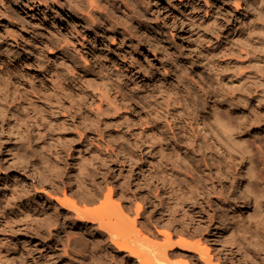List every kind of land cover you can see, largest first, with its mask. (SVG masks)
I'll use <instances>...</instances> for the list:
<instances>
[{"label": "rangeland", "instance_id": "rangeland-1", "mask_svg": "<svg viewBox=\"0 0 264 264\" xmlns=\"http://www.w3.org/2000/svg\"><path fill=\"white\" fill-rule=\"evenodd\" d=\"M45 1L0 0V42L9 41V44L17 45L11 39L10 30H7L10 24L4 22L8 12L15 16L19 23L17 29L26 38L24 41L20 39L19 49L25 50L20 59L5 61L3 67L23 77L22 80H32L36 86H25L29 96L21 97L22 103L13 110L15 118L25 124L22 127L24 136L18 139L5 136V143L10 145L12 152L5 147V153L0 155V250L4 257L0 264H93L95 258L103 259L104 263L116 261L134 264V259L126 251L116 249L110 239L111 234L101 230L103 222H80L75 220L74 214L66 217V210L64 212L56 200L43 192L44 189L59 197H63L66 191L80 206L88 203L90 213L108 201L107 207L111 206L114 212L109 213L110 219L106 217L103 221L112 225V229L118 224L120 233H124L126 238L133 229L130 226L133 219L130 221V217H136V207L138 203L142 204L137 226L158 242L152 249H147L157 259L165 243L159 230H171L174 233L173 242L192 244L200 238L196 230L199 217L206 223L218 210L231 212L234 222L247 227V234L241 227L236 231L235 238L252 241L254 251H257V242L264 246V60H246L240 66L232 55L226 54L225 47L238 46L241 35L239 27L242 25L238 23L241 19L237 21L236 17L245 14L246 3L251 0H239L242 3L241 11L236 9L235 0H136L137 10L143 11L138 12L143 16L144 23H139L132 14L127 23L130 29L122 34L115 31L118 25L115 28L108 24V28L113 27V30L109 29L112 34L108 38L112 40L101 44L98 42L97 58L88 53V48H83V23L69 13L66 6L68 0H58L62 1L59 4L52 3V0ZM207 9L209 14H206ZM116 11L119 12L118 9ZM180 11L184 15L180 17L187 18L185 25L179 17H175ZM191 16L194 18L191 19ZM214 25L216 31L212 32ZM249 33V29L243 30L246 37ZM90 35L94 42L95 35ZM253 36L257 39L256 33ZM209 38L214 39L211 44ZM43 39L50 42L39 56L36 47L41 46ZM219 42L222 47L212 54L206 52L207 45L215 43L213 46L216 47ZM50 43L58 48L50 47ZM60 48L65 50L60 51ZM258 54L264 55V51ZM68 57L75 68L72 67L73 73L66 77L63 68L67 65L63 63ZM230 59L232 62L228 63ZM85 66L88 69L83 74ZM118 69H121V78H117L118 73L114 71ZM241 71L248 74L242 77ZM94 84L101 85L111 96L118 92L113 97L116 95L121 102L120 111L105 103L102 104L103 112L98 114L94 111L99 103L97 97L92 95ZM62 85L65 89H62ZM32 88L36 90L35 96L42 98L38 103L44 108L39 113L42 140L45 141L43 152L50 158L48 168L58 183L42 176L40 163L29 162L26 166L14 158L25 154L34 161L39 157L34 143H29L32 140L30 136L35 133L30 126L32 107L29 98L34 95ZM233 89L250 91L252 95L257 91L261 98L250 100L245 112L232 113L227 111L226 106L215 108L214 97L205 99L207 94L212 96L219 90L229 92ZM70 103L75 109L83 106V116L87 119H83V129L57 128V124H52V105L63 107ZM215 113L229 115L234 125L232 133L238 143L227 138L224 139L228 145L220 142L210 131V124H206L203 130L204 124L199 127L201 121L209 123L213 120ZM78 129L83 132V144L78 137ZM28 144L33 147L32 152L27 148ZM59 150L62 151L61 166L57 164L56 152ZM82 159L83 171L93 183V191L87 198L76 195V187L72 188L68 183L69 177L79 172L78 163ZM12 161L19 163L15 165ZM249 165L254 173L250 182L252 192L246 188L250 178L247 174ZM20 179L25 181L22 185ZM15 181L19 182L17 186ZM111 187L113 193L110 197L108 193ZM105 193L110 200L106 199ZM103 197L106 202H103ZM255 198L259 206L256 210L253 206ZM101 199L102 202L99 201ZM118 203L131 212L129 218L121 219L119 223L115 222L117 217L115 219L110 215H116ZM29 204L39 208L56 205L55 208L60 211L58 220L50 227L44 225V229L32 228L27 216ZM230 204L232 207L228 208ZM253 213L255 215L250 218ZM259 216L263 220L260 228L255 224ZM73 220L78 224L71 227ZM152 233L157 234L158 238ZM69 234L81 237L78 249L68 244ZM203 234L204 241L210 238L206 244L214 249L228 245L212 240L215 236H209L208 229H204ZM218 236L215 239L222 238ZM182 238L186 241H182ZM25 239H28L27 248L23 242ZM142 245L138 244V248H142ZM228 246L235 249L237 260L241 255L237 245L229 243ZM12 247L21 254L14 263ZM29 248L37 249L28 254ZM183 248V245H178L170 250L173 263L185 258L184 255L194 254Z\"/></svg>", "mask_w": 264, "mask_h": 264}, {"label": "bare ground", "instance_id": "bare-ground-1", "mask_svg": "<svg viewBox=\"0 0 264 264\" xmlns=\"http://www.w3.org/2000/svg\"><path fill=\"white\" fill-rule=\"evenodd\" d=\"M137 1L136 0H70V1L68 0V1H66V6L69 8V13H72L76 18H79L80 21L83 23V48H88L90 50L88 53L91 56H93L94 58L98 57V53H97L98 52L97 47L99 46L98 42H100V44H101V43H105V42H107V40H109L108 38L112 34V33H110V30L113 27H111V29H110V27L108 28L107 27L108 24H110L111 26H114L115 28H116V25H118V27L115 31L122 34L129 28V27L127 28V23L129 24L130 15L133 14L138 19L139 23H144V18L140 14L142 9H139L140 12H138L139 10H137V5H136L138 3ZM51 2L59 4L62 1L52 0ZM206 2L207 1H205V3ZM244 2H246V1H244ZM206 4L208 5V2ZM235 4H236V9H238V11H241L242 10L241 1L235 0ZM116 9H118L119 12H117ZM207 10L208 11H206V14L207 13L209 14V9H207ZM245 10H247L245 12V14H241L240 17H236L237 21H238V18L241 19V21L240 22L238 21V23L240 24V26L242 25V27H239V31L241 32V35L239 38L238 46L232 47V46L225 45L226 54L232 55L236 59V61L240 64V66L245 64L247 62L246 60H249L250 62H253V61L261 62L264 60V55L258 54V52L264 51V0H251L250 2L247 1ZM5 12L7 13V11H5ZM10 14L11 13L8 12V14L5 15L4 22L7 21L10 24V26L7 27V30H10L9 33L12 35L11 39L17 45L15 46L13 43L9 44V41L0 42V62H1L0 65L2 66V67L0 66V155L3 154L5 147L9 148V146H10L9 144L5 143V139H4L5 136H7V138H12V139H14V138L18 139L19 137L24 136V130L22 129V127L25 126V124L20 122L19 118H15V116H14L15 113L13 110H15L16 107L22 103L21 97L23 98V96H25V95L29 96V92L26 93V87L25 86H28L30 84V87L36 88L35 84H32V82H33L32 80H29V79L22 80L23 77H21L20 75L19 76L15 75L14 72H10L9 70H7L3 67L5 61H9V60L15 61V59H20V56L22 55V53L25 52V50L21 51L19 49V46H21L20 39L22 41H24V39H26L25 34L19 33L20 31H18V29H17V26L19 23L16 20L15 16H12ZM247 15H248V17H247ZM180 16H184L181 11L178 12V14L175 17H179L181 19L182 24L185 25L187 23V18L184 19ZM188 17H190V16H188ZM192 18H194V17L191 16V19ZM133 19H131V20L133 21ZM137 19H135V20H137ZM145 24H147V23H145ZM130 25H131V23H130ZM132 25H131V27H132ZM210 26H211V24L209 25V28H210ZM246 28L250 30V33L247 37L243 34V30ZM22 29L23 28H21V30ZM211 31L212 32L216 31L215 25L211 28ZM91 33L95 35V41L94 42H93V39H90ZM139 33L142 34L141 32H139ZM145 33H147V31ZM254 33L257 34V39L254 38V36H253ZM143 34H144V32H143ZM124 36H122V37H124ZM148 36L150 37V35H148ZM138 38H140V37H138ZM216 39L219 40V37H216ZM43 40L44 41L41 42V46L36 47L37 50L39 51V53H38L39 56H41L45 52V49L48 46L47 44L50 42V40H48V39H43ZM111 40H109V41H111ZM213 41H214V39L209 38L208 42H209V44H211ZM214 44L215 43H213L212 45H207L208 49L206 50V52L209 51L210 54H212L219 47H222L221 42H219L216 47L213 46ZM50 47L58 48L57 45L52 44V43H50ZM23 48H24V46H23ZM25 49H28V48H25ZM63 50H65V48H60V51H63ZM117 53H119V52H117ZM62 54H64V53H62ZM107 54H108V52H107ZM64 56H65V54H64ZM70 59L71 58L68 57V60H66V61L64 60L65 62L63 63V64L67 65L66 68L65 67L63 68L64 69L63 71H64L66 77L71 76L70 74L73 73V68H75L73 65H71ZM122 60H125V59H122ZM99 62H98V64H99ZM113 62H115V61H113ZM230 62H232L231 59L228 61V63H230ZM92 64H94V62ZM129 64H130V62H129ZM98 68H99V66L97 67V69ZM106 68H107V66H106ZM83 69H84L83 70V74H84L85 71L88 69V66H85V68H83ZM114 71L118 73L117 78H121V76H122V75H120V74H122V72L120 73L121 69L114 70ZM117 73H115V74H117ZM241 74H242V77H245L248 73L244 74V71H241ZM109 75H111V74H109ZM102 78L104 79L105 77H102ZM96 81H97V79H96ZM101 81H103V80H101ZM107 81H109V80H107ZM94 85H96V84H94ZM35 88H32V93L34 94L32 96L33 98L32 97L29 98V102L31 103V107H32L31 108L32 109V115H31L30 126H31V130L33 132H35L34 133L35 135L32 134V136H30V138L32 140H30L29 143H34L33 146H34V148H36L39 157L34 161L29 159L27 157V155H25V154L22 156L18 155L17 157H14V158H15V160H18L21 163V165L22 164L26 165L29 162L40 163V165H42V167H43V172H41L42 176L46 180L50 179L52 182L58 183V181H57L58 179H55L52 171L49 170V168H48L50 158L46 157L44 152H43V146H44L43 144L45 141L42 140V133L43 132L41 130L39 113H41L44 110V108L42 107L43 106L42 104L38 103V100L42 99V98L40 96H35V93H36ZM62 89H65L64 85H62ZM115 93H118V92H115ZM115 93H113V96ZM92 95L94 97H97V100L99 101V103L96 104L95 108H94V111H96L98 114H100V112H103V110H102L103 109V107H102L103 103L107 104V106H109V107H112L114 110L120 111V109L122 108V104L119 101V99L117 98V96L116 95H115V97L111 96L109 91L106 90L105 88H103L101 85L100 86H98V85L93 86ZM207 95L208 96H205V99L211 100L212 97L215 98L214 103H213L214 104L213 106L215 108L219 109L220 107L226 106L227 111L229 113L245 112L247 103L250 102V100H252L254 98H257V100H258L261 98V95H259L257 93V91L255 92V94L252 95V93L250 91H246V92L242 91V90L235 91L234 89L229 90V92L219 90L218 92H215V94H212V96H210V94H207ZM125 100L126 99H124L123 102H125ZM204 101L208 102L207 100H204ZM73 106H74L73 103H70L69 105L63 106V107H61L60 105L56 106L55 104L52 105L51 108H52V113L54 115L53 120L51 121L52 124L53 125L57 124L58 125L57 128L63 127L64 129H66V128H72L73 129L75 127L76 129L77 128L83 129V119L87 120L83 116V106H78V107H76V109L73 108ZM226 115L223 116V115H220L219 113H215L213 120L209 121V123H207L205 120L201 121L199 123V127H200V125L204 124L201 128L203 130L205 128L206 124L207 125L210 124V129H211L210 131L216 135V137L218 138V140L220 142H222V143L225 142L228 145V142L224 138H227L230 141L235 142L236 137L232 133L234 125L231 122L229 115H227V117H226ZM71 116H72V118H70ZM78 137L80 138V140H82V144H83V132L82 131L80 132V130L78 133ZM20 143L21 142H17V144H20ZM235 143H238V142L236 141ZM35 146H37V147H35ZM27 148L31 152L34 150L33 147L31 146V144H28ZM9 151L12 152V149L9 148ZM20 154H22V153H20ZM61 154H62V151H60V150L56 152V156L58 157V159H57L58 163L57 164H60V166L63 163V161L61 159ZM6 160H7V158H6ZM12 162H14V161H12ZM15 162H14V164H15ZM11 164H13V163H11ZM17 164H15V165H17ZM83 164L84 163H83V159H82L80 161V163H78L79 172L74 173L72 176H70L68 179V183H69V185L70 184L72 185V188L76 187V191H74L76 193V195H78L82 198L83 197L87 198L93 191L92 190L93 189L92 188L93 183H92V180L89 178V176L86 175V173L83 171ZM17 167H19V166H17ZM17 169H19V168H17ZM0 170H1V168H0ZM35 172H33V173H35ZM247 174L249 175L250 178L246 182V188L250 192H252V188H251L252 184L250 182H251V178L254 175V173H253V168L251 166L248 167ZM19 182H21V185H22V183H24L25 181L20 179ZM19 182L15 181V183H16L15 186H17V184ZM33 189H35V188H33ZM109 190L110 191L108 194L111 197V195L113 193L112 187ZM43 192H46V194H48L50 198L56 200L60 204L59 206L61 207V209L64 210V212L66 210V217L69 216V214H71V215L74 214L75 220H79L80 222L85 221L86 223H89V224L92 222L96 223L98 221L103 222V223H101V224H104V225H101V230L103 229L104 231H107L111 234L112 237L110 236V239L112 238L111 240L114 242L116 249L119 251H126L128 256H131L132 259H134V264H161L162 262H164V264H264V255H263L264 254V246H262L259 242H257L256 244H257L258 248H257V251H254V249L251 246L252 241H249V239H247L244 242V241H240L237 238H235L234 235H235L237 230H240V228L242 227L243 232H245V231H247V227L244 224L239 223L238 221L234 222L231 219V215H230L231 212L229 213V211H226V210L215 211L213 213V216L211 217V220L210 221L208 220V222H206V223L202 220L203 218L199 217V219L196 221V224H197L196 230L199 232L200 238L192 244H183V242H178V243L173 242L174 233L171 230H168V229L159 230L158 231L159 234H161L165 238V243L162 244L164 247L162 248L161 253H160L162 255V257L160 255V257L157 259V257L155 258L151 254H149V251H147V249H152L153 248L152 246L156 245L158 242L155 241L154 238L152 239L150 236L146 235V232H142V230L139 229V227L137 226V222H138L137 218H138V216H140L141 210L143 208L142 204L138 203V205L136 207L137 208L136 213H135L136 217L135 216H134L135 218L130 217L131 218L130 221L133 219V221H131L132 225H130V226H132L133 229L130 231L129 234L126 233V234H128V238H126V235H124V233H120L121 232L120 228L117 227L118 224H117V226L115 225L116 227L113 226L114 228L112 229V225L109 226L110 224L108 225L105 223V221H103V220H106V217H108L110 212H114V210L111 209V206L109 204L108 205L110 207H107L108 201L106 202L104 200L105 199L104 197L107 196L106 193H105V196L103 197V200H104L103 202H106V204L101 203L104 205L103 207L101 205L100 209L93 210V212L90 213L91 208H89L90 206L87 205L88 203L85 205V202H84V206L83 207L80 206L79 203L76 201V199L69 196L66 191L64 192L63 197H59L57 195H54V194L50 193L51 191L49 193H47V190H45V189L43 190ZM254 197L258 198V196H254ZM257 198H255V200L253 199L254 200L253 206L255 207V210L257 207H259L258 203H257ZM106 199H109L108 196ZM111 200H112V198H111ZM113 200H114V198H113ZM7 201L10 202V199L8 198ZM84 201H86V200H84ZM99 201L102 202V199ZM29 205L28 206L30 209L27 210V213H28L27 216L30 219L32 228L38 227L39 229H41V228H43L44 225H47L48 227H50L59 218L60 211H57V209L55 208L56 205H54V204H52L48 208H39L35 204H32V205L29 204ZM98 205H100V204H98ZM112 206H114V205L112 204ZM116 207H117L116 215H115V213L110 214L111 216L113 215V217L115 216V219L117 217L116 220L114 219L115 222H118L121 219L124 220V218H129V216L131 215V212H129L126 208L122 207L120 203H118ZM116 207L114 206V208H116ZM230 207H232V204H230L228 208H230ZM95 208H96V206H95ZM51 210H53V211L51 212ZM254 213L250 215V218H252V216L255 215ZM109 219L107 220V222L109 221ZM75 220H73V226H71V227H74L75 225L78 224V223L75 224ZM128 221L129 220H127V222ZM112 223H114V222H112ZM121 224H123V222ZM205 224H207V225L205 226ZM255 224L258 228H260L263 225V220L261 219V216H259L257 218ZM105 225H107V226H105ZM117 228L119 229V231L117 230ZM262 228L264 230V226ZM115 229L117 231H115ZM204 229H208L209 236H215V237H213L212 240H216V242L223 241L228 245H229V243L236 244L238 247L237 251L241 252V255L239 256V258L236 260V258H235L236 251L233 248V246L230 247L228 245H223V248L214 249V248L210 247V245L206 244L210 238H208L204 241V239H205V234H203ZM230 231H231V233L228 234L227 232H230ZM125 232H127V229ZM259 232L261 233V230H258V233ZM219 233H221V234H219ZM245 233L247 234V232H245ZM26 234H28V233H26ZM152 235H153V233H152ZM102 236H104V235H102ZM133 236L136 238L134 239ZM153 236L158 238L157 234L153 235ZM216 236L222 237V238L215 239ZM80 238L78 236L69 234L67 242L71 246V248L74 249V247L75 248L79 247V241H80L79 239ZM90 238H92V237H90ZM120 239H122V240H120ZM181 240L186 241L183 238ZM23 242L25 244V247L27 248L26 243L28 242V239H25ZM138 244H143L142 248H138ZM178 245H183L184 250L185 249L191 250L194 252V254H192V255L189 254L190 256L182 254L185 256V258H181L179 260L177 259L178 261L175 260L176 262L173 263L171 261L172 258H170L171 257L170 250L175 249ZM18 246H17V248H18ZM36 249L29 248L28 254H32ZM10 250H13V252H12L13 253L12 263H14L16 259L20 258L21 254H19V251H17L13 247ZM95 255H97V254H95ZM172 255H174V254H172ZM184 256H182V257H184ZM2 259H4V257L2 256V250H0V260H2ZM114 263H104V260L100 259V258H95V260L93 262V264H114ZM116 264H120V263L116 262Z\"/></svg>", "mask_w": 264, "mask_h": 264}]
</instances>
